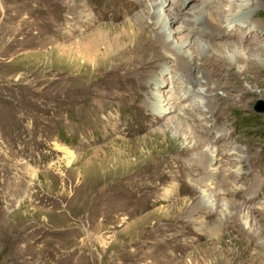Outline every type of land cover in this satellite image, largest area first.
Instances as JSON below:
<instances>
[{
  "label": "rangeland",
  "instance_id": "1",
  "mask_svg": "<svg viewBox=\"0 0 264 264\" xmlns=\"http://www.w3.org/2000/svg\"><path fill=\"white\" fill-rule=\"evenodd\" d=\"M160 1L0 0V264H264V51L241 74L228 49L207 109L172 61L120 56ZM164 1L178 45L211 0ZM220 1L264 28V0ZM243 31L199 39L264 45Z\"/></svg>",
  "mask_w": 264,
  "mask_h": 264
},
{
  "label": "bare ground",
  "instance_id": "2",
  "mask_svg": "<svg viewBox=\"0 0 264 264\" xmlns=\"http://www.w3.org/2000/svg\"><path fill=\"white\" fill-rule=\"evenodd\" d=\"M221 2L222 1L220 0H211L210 2L205 4L201 9H198L197 7V10L193 11V17H194V19H192L194 20L193 24L190 23L187 25V22H186L184 26L179 30V31L187 30L188 33L186 37L182 39L181 41H179L181 42L180 44L173 45L172 44L173 42H171V40H169V37H167L166 35V33H168L167 24L171 23V20L175 17L177 18L182 17L186 20L188 16L185 15L184 12L182 13L178 12V8L174 7L173 4L171 5V7L169 6L167 8L165 5L166 1L161 0L158 4H155L153 6L151 14L149 15L144 14V16H139V15L137 16L136 21H137V24L140 26L139 30L141 31V33L139 32L138 34H136V37H133L134 43L132 44V46L128 50L126 49L122 51L120 53V56H123V57L126 56L127 59L132 61L131 63H134V62L137 63L136 65L137 68L144 69V70L150 65L152 66L155 61H160V60L161 61L162 60L172 61L174 67L177 68V70H179L183 74L184 79L186 78L185 84L189 86L183 92V96L185 97L188 94L187 93L188 89L194 88L195 85H200L199 84L200 82L203 83V85L199 86L197 91L194 89L193 92L195 93V96L201 95L202 99L204 100L205 108L208 109L209 107L212 106L211 101L214 100L215 98L214 97L215 95L211 93L213 91L209 92V85L212 84L211 79L221 78L223 76L224 71L232 70V65H228L226 63L227 58L226 59L224 58V57H227L225 55H229V53H227L228 49L237 51L239 53L237 57H234L231 59L233 60V63L240 62L238 60H241L244 63V67L242 66L243 70L239 71L241 72V74H244V73H254L255 74L256 68L258 67V63L254 58H252L251 56L246 57V58L242 57L243 55L242 52L244 50L264 51V45L256 47V46H251L250 44H248L247 46L243 47L242 45H240V43H236V42L234 43V42H227V41H217L214 44H211L207 42L206 40L199 39L200 37L207 38V35L210 36L216 33H221L222 35H224L225 33L233 32V30H236L237 32L240 29L241 31L244 30L243 34H245V36L262 35L261 38L264 40V28L262 24L258 22L251 24L250 25L251 30H247V29L245 30V28L243 27L247 23H250L249 22L250 19L247 15L248 13L242 14L243 13L242 11L244 10L243 8L238 10L239 12H237V14L236 15L234 14L233 16L237 19L240 18L239 21L233 22L234 21L233 18L227 17L226 21L223 20V21H220L219 23L216 22V20H214L215 16L212 13L213 11L204 9L209 4L217 3L220 6L222 4ZM259 2H261V0H256L255 2H252L251 5L252 6L257 5ZM164 8H167L168 10H172L173 12H169L167 19H163L161 18V16L160 18H156V14L159 11H161V9H164ZM216 11H218V9H216L214 12ZM256 11L257 10H254L252 12V15L257 13ZM164 16H167V15H164ZM236 23H238V25ZM231 26L232 28L229 29ZM134 28H135L134 25H130V32H132ZM194 36H196V39H192V37ZM212 39L213 40L215 39L214 36L211 37V40ZM180 46H185L187 47V49L185 51H181L179 48ZM247 54L249 55V53ZM193 59L196 60L195 63ZM192 69L194 70L197 69L200 72L201 77L192 79L191 78ZM223 87H226V83L223 85ZM237 89H239L238 85L233 84V88L229 89V91L227 89L226 91L232 92V91H236ZM223 154L228 155L227 153H224V152ZM227 157L229 156H226V158ZM206 202L207 201L201 202L199 206H203L204 204H206Z\"/></svg>",
  "mask_w": 264,
  "mask_h": 264
},
{
  "label": "trees",
  "instance_id": "3",
  "mask_svg": "<svg viewBox=\"0 0 264 264\" xmlns=\"http://www.w3.org/2000/svg\"><path fill=\"white\" fill-rule=\"evenodd\" d=\"M246 120V119H245ZM249 121V119L245 122V123H247ZM250 121H252V119L250 120Z\"/></svg>",
  "mask_w": 264,
  "mask_h": 264
},
{
  "label": "water",
  "instance_id": "4",
  "mask_svg": "<svg viewBox=\"0 0 264 264\" xmlns=\"http://www.w3.org/2000/svg\"><path fill=\"white\" fill-rule=\"evenodd\" d=\"M255 109V108H254ZM261 112H264V110L263 111H261Z\"/></svg>",
  "mask_w": 264,
  "mask_h": 264
}]
</instances>
